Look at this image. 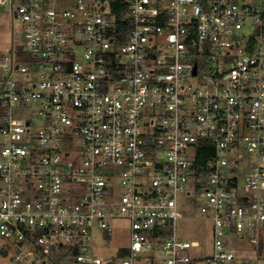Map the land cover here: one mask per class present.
<instances>
[{
    "label": "built area",
    "instance_id": "1",
    "mask_svg": "<svg viewBox=\"0 0 264 264\" xmlns=\"http://www.w3.org/2000/svg\"><path fill=\"white\" fill-rule=\"evenodd\" d=\"M0 9L21 24L0 48L9 264H136L152 256L150 242L160 264H231L230 236L264 244V0ZM194 192L212 229L201 258L191 254L201 243L179 233L178 197ZM120 218L129 245L97 254L96 234L110 242Z\"/></svg>",
    "mask_w": 264,
    "mask_h": 264
},
{
    "label": "rangeland",
    "instance_id": "2",
    "mask_svg": "<svg viewBox=\"0 0 264 264\" xmlns=\"http://www.w3.org/2000/svg\"><path fill=\"white\" fill-rule=\"evenodd\" d=\"M13 27L16 30H19L21 28V24L16 20L13 22L11 17L0 9V48L3 49L10 43L11 38H13ZM16 38L20 39L18 31L16 32ZM33 115L35 118V127H37L40 125L41 120L37 118L35 114ZM250 162L251 158L244 160L243 167H241L243 175H245L244 173L249 172L248 164H250ZM242 183L243 182H240L241 186ZM117 192H122V188L117 187ZM178 200L179 210L183 216L186 217L179 221V233L186 239H196L201 243L200 247L193 248L191 250V254L193 256L209 255L212 252V229L210 221L202 218L200 204L203 202V198L195 192L190 198H187L184 193H181ZM112 226L113 231L110 242L103 239L101 235L96 234L94 244L95 252L97 254L112 255L115 253L117 248L129 245V222L123 218L115 219L112 222ZM248 238L245 240H237L235 236L227 238V241L232 248L236 249L237 255V259L231 264H264V250H259V247L252 245ZM12 245L9 247V243L0 238V247L4 248L3 254L0 255V264H9L15 253V247ZM149 245L151 248H154L152 256L150 258L146 257L139 259L136 264L161 263L160 258L156 254V248H158L157 244L150 242Z\"/></svg>",
    "mask_w": 264,
    "mask_h": 264
},
{
    "label": "trees",
    "instance_id": "3",
    "mask_svg": "<svg viewBox=\"0 0 264 264\" xmlns=\"http://www.w3.org/2000/svg\"><path fill=\"white\" fill-rule=\"evenodd\" d=\"M205 142H207V141H201V142L198 144L199 149L204 148V146H205ZM203 161H204V158H199V159L197 160V163H198V164H202ZM262 249L264 250V244H263V242L261 241V242H260V245H259V250H262ZM121 252L124 253L125 250H123V251H121Z\"/></svg>",
    "mask_w": 264,
    "mask_h": 264
},
{
    "label": "crops",
    "instance_id": "4",
    "mask_svg": "<svg viewBox=\"0 0 264 264\" xmlns=\"http://www.w3.org/2000/svg\"><path fill=\"white\" fill-rule=\"evenodd\" d=\"M194 240H196V239H194ZM204 256H207V255H201V256H196V257H200L201 258V257H204Z\"/></svg>",
    "mask_w": 264,
    "mask_h": 264
}]
</instances>
